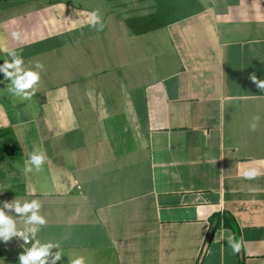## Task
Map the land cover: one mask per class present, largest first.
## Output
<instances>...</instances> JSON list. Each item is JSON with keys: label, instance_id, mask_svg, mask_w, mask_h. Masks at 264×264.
I'll return each mask as SVG.
<instances>
[{"label": "crops", "instance_id": "obj_1", "mask_svg": "<svg viewBox=\"0 0 264 264\" xmlns=\"http://www.w3.org/2000/svg\"><path fill=\"white\" fill-rule=\"evenodd\" d=\"M110 1L0 0V65L7 49L44 65L30 100L0 73V206L40 200L58 264H264V92L248 79H264V0H200L139 35L125 19L152 8ZM34 147L47 160L25 175ZM22 251L0 241V264Z\"/></svg>", "mask_w": 264, "mask_h": 264}, {"label": "clouds", "instance_id": "obj_2", "mask_svg": "<svg viewBox=\"0 0 264 264\" xmlns=\"http://www.w3.org/2000/svg\"><path fill=\"white\" fill-rule=\"evenodd\" d=\"M88 24L97 31L103 30L104 25L98 10L88 14ZM11 35L13 39L21 40L19 31H13ZM6 54L8 59L0 65V73L4 74L5 80L10 81L9 92L24 100H30L35 95L36 87L41 79L38 70H43L44 65L37 62L34 65L36 70L26 68L18 51L7 49ZM248 79L257 89L264 92V79L258 78L255 72L250 73ZM260 119L259 115L252 118L249 122L250 131H256ZM46 160V153L34 147L22 172L27 175L33 169L40 171ZM259 175L260 172L256 168L243 172L245 179H254ZM42 207V202L38 199L22 201L19 198L11 202L5 201L0 206V241L9 242L13 238H18L23 242V251L18 257L19 264H58L64 257L59 241L39 238L41 229L48 223L46 216L41 214ZM227 242L233 253L241 251L242 242L237 241L234 236L229 235ZM54 249L56 251H53ZM68 264H87V261L83 256H76L69 258Z\"/></svg>", "mask_w": 264, "mask_h": 264}, {"label": "trees", "instance_id": "obj_3", "mask_svg": "<svg viewBox=\"0 0 264 264\" xmlns=\"http://www.w3.org/2000/svg\"><path fill=\"white\" fill-rule=\"evenodd\" d=\"M152 11L140 16L125 19V25L131 34L139 35L154 29L169 26L201 13L205 6L200 0H150ZM210 6V4H207ZM231 228V223L224 220ZM240 264H243L242 262Z\"/></svg>", "mask_w": 264, "mask_h": 264}, {"label": "rangeland", "instance_id": "obj_4", "mask_svg": "<svg viewBox=\"0 0 264 264\" xmlns=\"http://www.w3.org/2000/svg\"><path fill=\"white\" fill-rule=\"evenodd\" d=\"M20 0H2V2H17ZM74 1V0H72ZM113 1V0H111ZM110 1V2H111ZM75 2H87L90 6V2H108V0H75ZM115 6H119L125 10V14L131 15L139 11L138 8L143 9L144 11H149L151 7V2L148 0H120V2H113Z\"/></svg>", "mask_w": 264, "mask_h": 264}, {"label": "built area", "instance_id": "obj_5", "mask_svg": "<svg viewBox=\"0 0 264 264\" xmlns=\"http://www.w3.org/2000/svg\"><path fill=\"white\" fill-rule=\"evenodd\" d=\"M12 241H14L15 244L17 245H21L23 244V242L21 240H19L18 238H13ZM28 247H30V245H28Z\"/></svg>", "mask_w": 264, "mask_h": 264}, {"label": "water", "instance_id": "obj_6", "mask_svg": "<svg viewBox=\"0 0 264 264\" xmlns=\"http://www.w3.org/2000/svg\"><path fill=\"white\" fill-rule=\"evenodd\" d=\"M233 228H234V232H235V236H236V238H237V228L235 227V226H233Z\"/></svg>", "mask_w": 264, "mask_h": 264}]
</instances>
